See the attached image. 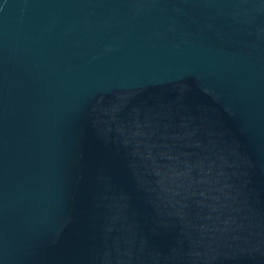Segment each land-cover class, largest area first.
I'll return each mask as SVG.
<instances>
[{
    "label": "water",
    "instance_id": "95a60500",
    "mask_svg": "<svg viewBox=\"0 0 264 264\" xmlns=\"http://www.w3.org/2000/svg\"><path fill=\"white\" fill-rule=\"evenodd\" d=\"M0 264H264V0H0Z\"/></svg>",
    "mask_w": 264,
    "mask_h": 264
}]
</instances>
